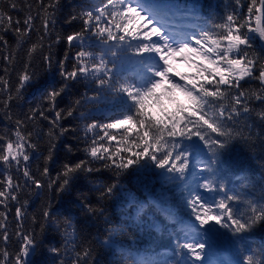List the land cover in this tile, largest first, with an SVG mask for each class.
<instances>
[{
	"label": "snow or ice",
	"instance_id": "1",
	"mask_svg": "<svg viewBox=\"0 0 264 264\" xmlns=\"http://www.w3.org/2000/svg\"><path fill=\"white\" fill-rule=\"evenodd\" d=\"M57 4L58 0H49L47 4L40 0L43 34L31 44L27 52L29 57L38 48H43L42 41L52 23L50 10ZM20 7V0H8L7 9L0 8V30L14 31L19 38H30V33L37 30L34 21L40 18V13L32 15L31 5H28L25 18L14 21L8 10ZM170 10L150 0H98L96 4L86 6L79 17H71L72 20L81 19L83 25L81 31L66 37L69 45L79 41L73 57L75 63L68 71L64 61L60 62L62 83L59 88L46 91L42 99L54 105L69 88L70 82L80 80L87 83L71 107L55 110L49 136L59 137L74 132L75 129L63 127L59 121L72 117L86 105H95L101 100L112 101L115 114L108 118L107 123L102 124L95 119L87 123L84 136L76 137L84 144V158L74 163H63L56 177L48 181L42 177L50 175L48 165L54 160L55 141L50 139L47 155L42 154L45 165L37 176L28 167V162L32 158L29 150L36 149L38 145L32 142V133L22 128L24 120H16L14 136H0V165L7 166L5 174L0 176V239L5 244L13 235L8 231L10 205H18L15 206L14 219L22 222L27 201H21V195L28 189L33 186L37 190L47 188L62 195L70 192L73 181L81 173L92 176L111 170L116 176H121L134 166H140L144 160L163 170L166 180L179 181L184 185L186 195L182 208H187L190 216L206 231L212 232L218 225L234 234H241L264 226V204L248 202L245 211L233 207L234 202L241 201L242 197L228 193L219 173L210 164L198 162L201 172H207V175L192 171L193 179L187 180L194 167L193 157L201 151V144L196 141L202 142L218 158L219 151L243 132L242 129L235 131L229 124L235 126L242 117H254L264 124V54H261L264 53V0H234L231 10L220 17V22H206L198 31L191 33L176 31L168 24ZM86 39L93 43L86 47ZM257 42L261 44V53L255 51ZM0 45H8L2 33ZM97 48L99 51L94 50ZM12 59V54L4 57L8 62ZM44 59L51 64L50 55ZM124 60L135 64L134 76L122 74L117 61ZM178 63H183L188 70L179 71ZM27 68L25 65V70L18 76L17 96L32 79ZM7 71L5 67L4 72ZM251 79L259 82V90L244 89L242 82ZM11 91L9 81L0 75V108L6 111L14 99ZM256 104L261 106L258 111ZM37 115L46 118L45 110L37 108L32 109L25 120H35ZM77 118L89 117L81 112ZM244 127L249 125L245 123ZM96 129L103 130V135L90 139L88 133ZM113 130L121 133L119 138ZM252 135L250 131L246 139H251ZM184 141L188 143L184 144ZM64 148L72 153L74 146L65 144ZM76 151L81 149L76 148ZM12 166L21 172L23 184L11 174ZM115 188V184H107L101 185L97 191L100 198L106 200L113 195ZM132 202L136 203L134 197ZM82 203L87 212L103 215V208L94 207L87 198ZM153 206L168 221L178 214L176 209L163 206L158 200L153 201ZM145 207L147 205H141L138 213ZM41 216L44 221L40 224L41 234L47 226L60 231L64 237L63 251L60 247L49 249L60 257L56 264H68L63 255L69 246L77 247L74 242L76 229L70 219L59 220L48 207L42 210ZM19 226L22 227V223ZM121 231L122 228L110 227L105 243H112V235ZM14 234L22 237V243L14 254L6 247L0 248V264H26L25 258L41 243L34 229L29 233L17 230ZM180 247L187 249L198 261L202 259L206 245L184 243ZM90 257V249L76 251L71 264H94ZM247 264H252V257L247 258Z\"/></svg>",
	"mask_w": 264,
	"mask_h": 264
},
{
	"label": "trees",
	"instance_id": "2",
	"mask_svg": "<svg viewBox=\"0 0 264 264\" xmlns=\"http://www.w3.org/2000/svg\"><path fill=\"white\" fill-rule=\"evenodd\" d=\"M56 2V0H52ZM98 0H58L57 7L52 9L49 24V32L44 36L43 48H38L31 57L27 52L32 43H36L42 32L43 12L40 10V0H20L21 7L18 10H8L13 20H23L28 14V5H31V14L40 18L34 21L36 31L30 33V38H19L14 31L0 30L8 41L7 46L0 45V75L9 81L11 94L14 99L7 111L0 108V136H14L15 122L24 120L22 128L32 133V142L37 144L36 149H30L32 157L28 167L37 176H40L45 165L43 155H47V147L50 139L55 141L57 147L54 160L48 165L50 175L42 177L48 181L54 179L61 165L65 162H76L84 158L82 151L84 144L78 142L76 137H83L87 123L92 119L99 123H107L108 118L114 116L112 101L101 100L95 105H86L79 109L72 117H65L59 124L63 127H71L74 132L59 137L49 136L52 128L51 120L55 116V110H66L72 106L84 91L87 81L70 82L68 89L59 96L54 105H49L42 97L46 91L59 88L63 78L60 75V62L68 71L72 70L75 63L73 57L78 50L79 41L71 45L66 37L82 29V20L71 17L79 15L86 10V6L94 5ZM151 3L165 5L169 9L168 24L176 31L191 33L198 31L206 22L208 24L220 22V17L231 10L234 0H150ZM8 0H0V8L7 9ZM49 3V0H44ZM246 11V9H245ZM15 26V25H14ZM21 27L23 25L21 24ZM59 37V39H57ZM85 46L91 45V40H85ZM99 51V49H94ZM255 51L261 53V44L255 45ZM12 54V61L4 60L5 56ZM67 54V59L65 56ZM264 54V53H261ZM51 56V64L44 57ZM120 70L125 76H134L136 66L130 60L117 61ZM28 66L27 71L32 79L21 89L19 95L15 93L18 87V76ZM5 67L8 71L4 72ZM181 72L187 71L183 63L176 65ZM245 90L257 91L260 84L251 79L242 82ZM8 93L5 92V95ZM257 111L260 105H255ZM45 110L46 118L37 115L35 120H25V116L31 115L32 109ZM54 109V110H53ZM83 112L88 119H78ZM245 123L249 127H244ZM234 127L235 131L243 130L242 135L229 141L228 146L221 149L218 158L201 144L199 155L193 157L194 167L187 177L193 178L191 172L198 175H207L201 172L198 162L210 164L219 173L226 190L231 194H239L241 201L234 202L233 207L239 211H245L248 202L264 204V124L260 121L240 118ZM58 131V129L56 130ZM251 139H246L249 132ZM113 134L119 138L121 133L113 130ZM103 130L90 131V139L102 136ZM195 139V138H194ZM187 144V141L183 142ZM65 144H73L72 153L65 150ZM80 148L81 151H76ZM43 154V155H42ZM98 166V165H97ZM7 166L0 165V176L4 175ZM23 165H21V170ZM14 177H18L23 184L24 178L15 166L10 169ZM163 170L158 169L148 160L141 162L140 166H134L121 176H116L111 170H103L92 176L81 173L78 179L72 183L70 192L57 195L53 190L35 189L33 186L26 194L21 195V201H27L25 216L22 222L14 219L15 204L10 205L8 231L13 233L10 240L5 242L0 239V248H7L10 253H15L22 243V237L14 233L18 230L29 233L35 230L41 240L39 247L25 258L26 264H56L59 256L50 252L51 247H60L63 251L64 237L60 231L52 227H45L41 234L40 224L42 210L50 208L52 214L59 220L70 219L72 227L76 229V248L68 247L63 258L71 264L76 251L91 250L89 258L94 264H247V258L252 257V264H264V226H258L247 233L234 234L230 229L220 228L218 225L212 232L201 228L191 217L187 208H182L183 197L186 195L184 185L179 181H168L162 175ZM115 184L114 193L108 199H101L97 189L101 185ZM203 191V190H201ZM207 195V194H205ZM135 198L136 203L132 200ZM87 198L96 208H103V215H93L86 211L82 201ZM218 199L219 197H215ZM158 200L163 206L174 208L177 215L172 221L166 220L153 206V201ZM141 205H147L143 212L138 213ZM35 217V220L33 219ZM22 223V227L19 224ZM122 228L123 231L113 234L112 243H105L109 238V228ZM199 229V231H197ZM72 228H69L71 231ZM73 241H70V244ZM184 243H204L206 245L201 260L191 257L187 249L180 245Z\"/></svg>",
	"mask_w": 264,
	"mask_h": 264
},
{
	"label": "rangeland",
	"instance_id": "3",
	"mask_svg": "<svg viewBox=\"0 0 264 264\" xmlns=\"http://www.w3.org/2000/svg\"><path fill=\"white\" fill-rule=\"evenodd\" d=\"M213 264H218V263H213Z\"/></svg>",
	"mask_w": 264,
	"mask_h": 264
}]
</instances>
